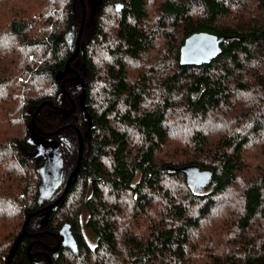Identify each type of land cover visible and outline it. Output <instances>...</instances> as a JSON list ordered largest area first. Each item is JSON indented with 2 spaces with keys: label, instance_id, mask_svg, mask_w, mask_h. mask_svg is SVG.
Masks as SVG:
<instances>
[{
  "label": "trees",
  "instance_id": "obj_1",
  "mask_svg": "<svg viewBox=\"0 0 264 264\" xmlns=\"http://www.w3.org/2000/svg\"><path fill=\"white\" fill-rule=\"evenodd\" d=\"M83 1L66 69L81 0H0V264H264V0ZM200 30L220 51L182 64Z\"/></svg>",
  "mask_w": 264,
  "mask_h": 264
},
{
  "label": "water",
  "instance_id": "obj_2",
  "mask_svg": "<svg viewBox=\"0 0 264 264\" xmlns=\"http://www.w3.org/2000/svg\"><path fill=\"white\" fill-rule=\"evenodd\" d=\"M83 12L81 17V26L79 29V33L76 38V48L74 52L71 54V56L66 61V69H71L70 61L75 57V55L78 52V49L82 44H80V33L82 31V26L84 24V18H85V8H84V1L81 0ZM96 0H92V5H95ZM224 35L218 36L215 33L208 32V31H196L191 33L190 35L186 36L183 43L180 46L179 50V60L182 64H201L203 62H208L212 57H214L221 49L220 42L224 39ZM75 75L72 77V79L79 80L76 81V86L81 88L80 92V106L83 107V100H84V80L81 76H79V73L76 69ZM62 74H59L61 76ZM66 79V78H64ZM64 79L61 81V85H64ZM63 91L66 93L67 91L63 89ZM74 108V105L71 109ZM71 109L65 110L62 108V111L64 114H68ZM38 110V109H37ZM34 134V132H32ZM33 141V140H32ZM81 141V138H80ZM81 149L82 146H79V155H78V161L73 168V170L70 172L68 181L65 185V188L67 189V185L70 183L71 178L76 174L80 167V160H81ZM184 171H186L187 175V181L192 186L200 187L202 184H204L207 179L209 178L211 172L210 170H200L196 165H188L181 167ZM62 180V177L60 174L53 176L52 174L47 175L44 177V183L45 187H54L57 184H59ZM64 192L61 194L65 193ZM25 228V223L23 225V229ZM61 239L64 243L71 244L73 242L72 236L68 233L66 229L61 231Z\"/></svg>",
  "mask_w": 264,
  "mask_h": 264
},
{
  "label": "rangeland",
  "instance_id": "obj_3",
  "mask_svg": "<svg viewBox=\"0 0 264 264\" xmlns=\"http://www.w3.org/2000/svg\"><path fill=\"white\" fill-rule=\"evenodd\" d=\"M79 80L77 78L75 81ZM67 94V92H66ZM32 124L35 125V114L32 115ZM34 129V128H33ZM35 134L31 136L32 140L36 141L37 149L43 153L44 159L41 164V172L43 177H46L49 174L56 176L59 174L61 168V156L57 151L56 145L52 142L49 137L43 135H37V132L32 131ZM38 151V152H39ZM85 214L82 216V221L84 224ZM90 233V234H89ZM87 239L90 242H94L93 234L91 235V231H87Z\"/></svg>",
  "mask_w": 264,
  "mask_h": 264
},
{
  "label": "flooded vegetation",
  "instance_id": "obj_4",
  "mask_svg": "<svg viewBox=\"0 0 264 264\" xmlns=\"http://www.w3.org/2000/svg\"><path fill=\"white\" fill-rule=\"evenodd\" d=\"M71 80H75V79H72L71 78ZM77 131H78V136H79V140H80V138H81V131L79 130V129H77ZM53 132H55V131H53ZM79 155V154H78ZM77 161H78V157H77ZM77 163V162H76ZM70 174V173H69ZM62 177V176H61ZM66 182V178H65V180L62 178V180H61V182L59 183V184H57L56 186H58V185H62V186H64V183Z\"/></svg>",
  "mask_w": 264,
  "mask_h": 264
}]
</instances>
